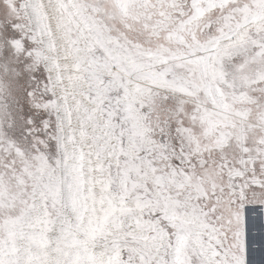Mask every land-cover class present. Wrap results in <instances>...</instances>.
<instances>
[{
    "label": "snow or ice",
    "instance_id": "snow-or-ice-1",
    "mask_svg": "<svg viewBox=\"0 0 264 264\" xmlns=\"http://www.w3.org/2000/svg\"><path fill=\"white\" fill-rule=\"evenodd\" d=\"M0 264H264V0H0Z\"/></svg>",
    "mask_w": 264,
    "mask_h": 264
}]
</instances>
